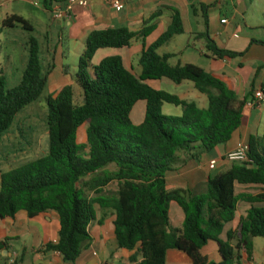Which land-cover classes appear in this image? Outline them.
<instances>
[{"label":"trees","instance_id":"trees-1","mask_svg":"<svg viewBox=\"0 0 264 264\" xmlns=\"http://www.w3.org/2000/svg\"><path fill=\"white\" fill-rule=\"evenodd\" d=\"M54 2L58 1L43 0L42 6L51 12ZM213 5H200L205 30L197 38L205 41L214 58L232 61L242 57L243 53L218 48L210 37L207 11ZM169 11L172 24L143 51L139 77L125 67L120 56H108L96 65L92 61L100 50H120L144 39L152 27L91 32L74 74L81 103H76L74 86H65L55 97H48L47 155L1 176L0 221L13 222L20 211L29 219L57 213L59 240L47 244L44 252H56L64 262H75L89 244L88 228L96 220V205L112 210L117 247L133 252L132 263L141 258L138 264H165L166 252L174 249L186 254L192 264H242L243 258L250 262L253 257L254 239L264 241V132L261 137L249 138L246 159L210 178L203 194L166 189V175L176 171L182 161L180 154L197 159L228 143L242 126L247 105V99H238L222 80L203 69L191 64L172 66V55L157 53L172 38L184 34L179 12ZM18 25L33 30L23 18L7 15L0 34ZM27 48V63L17 86L6 88L0 74V149L17 116L46 89L50 71L43 70L38 41L31 37ZM162 79L176 85L193 83L206 96L207 108L147 84ZM138 102H145V115L141 124L134 125L131 113ZM164 104L180 107L181 116L163 115ZM81 129L84 143H79ZM111 184L115 192L105 195ZM237 186H257L260 192L237 194ZM240 202L249 204L250 209L222 241L224 227L234 222ZM172 203L184 214L181 230L171 227ZM209 242L218 245L219 263L201 254Z\"/></svg>","mask_w":264,"mask_h":264},{"label":"crops","instance_id":"crops-1","mask_svg":"<svg viewBox=\"0 0 264 264\" xmlns=\"http://www.w3.org/2000/svg\"><path fill=\"white\" fill-rule=\"evenodd\" d=\"M42 1L0 0V8L10 5L13 12L6 16H19L26 20L33 29L31 32L25 31L20 25L9 29L13 31L20 28L27 32L28 36L23 37L21 53H18V46L15 45V50L7 57V64L21 73L19 76L21 80L27 63V44L29 39L34 37L40 46L43 70L50 71L46 87L50 89V95L53 94L51 97H55L65 86H74L75 99L77 95L78 103H81V92L74 84V74L77 62L83 53L85 41L88 35L96 30L126 28L130 31H139L147 27L153 28L144 39L134 41L129 47L120 50L98 51L92 61L96 65L108 56H120L125 67L131 69L135 76L139 77L142 72L139 60L143 51L167 32L172 24L169 9L179 12L184 29V34L175 36L157 51L159 55L173 56L169 60L170 65L175 66L179 63L195 65L222 80L238 99H247V103L252 100L254 92L264 88V45L259 43L264 42V7L261 5L263 19H259L256 25L248 26L250 33L246 32L242 35L240 33L242 27L232 22L239 16L241 18L245 15L249 6L250 9L254 8L252 0H221L215 5L213 4L217 0H122L124 7L120 11L112 8L109 0H84L85 6L75 4L70 17L61 20H54V11L60 9L65 12L67 0L54 2L51 12L44 9ZM202 4L213 5L207 11L208 30L218 48L243 53L242 57L232 61L214 58L207 51L205 41L197 38V35L205 30L204 18L200 10ZM15 5L34 7L38 10V15L25 18L15 11ZM224 9L226 14L223 13ZM229 9H232V12L227 11ZM158 11L161 13L154 18V14ZM47 14L51 15V18L46 17ZM3 19H0V24ZM223 20H227V23L222 24ZM244 28H247L245 22ZM4 32L5 30L0 36ZM1 54L2 52L0 56ZM15 56L19 57V60ZM68 60L74 63L72 69L69 67ZM0 74L6 81L8 80L2 72ZM160 82L161 80L148 81L147 84L155 90H161ZM193 88L194 85H190L189 92L182 94L179 98L188 101V95H193L198 102H191L196 103L201 109H206L208 100L200 93L194 94ZM261 131L264 132V100L259 106L253 108L246 105L242 126L232 135L228 143L200 155L197 159H188V155H180L182 161L176 171L166 175V189L168 191L183 190L193 195L203 194L206 191L208 180L219 172L229 169L233 164L226 159L227 154L247 144L251 136L261 137L263 135ZM0 152L2 153V145ZM211 161H216L213 169L210 168ZM11 162L7 157L2 156L0 159V180L3 174L18 168ZM259 192L260 189L257 186L236 187L237 194L255 195ZM249 209V204L238 203L236 218L234 222L225 225L220 237L222 241H226V233L238 226L240 220L246 217ZM169 217L171 227L181 230L184 214L176 203L170 205ZM113 220L112 212L105 220L96 215V220L88 228L89 244L75 262L68 263L64 262L56 252H44L47 244H55L59 240L58 214L50 212L47 216L29 219L26 212L20 211L15 221H0V242H4V246L0 247V264H138L140 260L135 263L130 261L133 252L117 247L113 233ZM254 242L255 239L253 244ZM201 254L210 262L219 263L221 261L218 245L215 242H209L204 246ZM254 262H256L254 252L250 262H245V258L241 261L242 264H253ZM165 264H192V261L183 252L171 249L166 252Z\"/></svg>","mask_w":264,"mask_h":264},{"label":"rangeland","instance_id":"rangeland-1","mask_svg":"<svg viewBox=\"0 0 264 264\" xmlns=\"http://www.w3.org/2000/svg\"><path fill=\"white\" fill-rule=\"evenodd\" d=\"M254 8L246 11V14L239 16L238 19L232 21L236 26H241V34L244 35L246 32L250 33L248 26L256 25L259 19H263L261 12V5L264 7V0H252ZM15 11L18 14L25 16V18H30V16H37L38 10L34 7H22L20 5H15ZM232 12V9L227 10ZM13 9L11 6L0 8V19L5 18L6 14L12 13ZM225 13V9L223 10ZM46 17L51 18V15L47 14ZM245 20V21H244ZM244 22L247 28H244ZM17 29V30H16ZM15 30H5L4 34L0 36V72L7 76L6 88H14L19 84L20 74L16 68L9 66L7 64V57L15 50V45L18 46V53L23 49L22 43L24 42V35L28 36V33L22 31L20 28ZM15 41V43H14ZM19 56V55H18ZM15 58H17L15 56ZM19 60V57L17 58ZM74 62V61H73ZM78 63V62H77ZM69 67L72 69V61L68 60ZM19 77V79H17ZM17 79V80H16ZM191 82H183L181 85H176L170 80L162 79L160 82V89L176 96H181L186 94L190 90ZM157 86V84H156ZM192 92L199 93L194 88ZM201 95V94H200ZM53 96L50 95V89L46 87L44 93L40 98L26 107L16 118L15 122L4 135L2 144V153L0 152V159L3 157L9 158L13 166H23L39 158H42L48 153V130H47V98ZM203 98H206L202 94ZM188 101L198 102L197 99L193 98V95H188ZM207 100V98H206ZM76 103H78V96L76 95ZM207 103V102H206ZM207 105V104H206ZM162 114L170 117H180L181 108L175 107L170 104H164L162 107ZM145 115V102H138L131 113V120L134 125H139L143 122ZM263 133V131H261ZM85 142V132L84 129L79 131V143ZM182 155V154H180ZM111 184L106 190L105 195H112L115 192V186ZM109 195V196H110ZM88 197H94L92 193H87ZM96 215L103 220L107 218V215L112 212V210H102L99 206L94 207ZM254 257L256 262L253 264H264V241L261 238L255 239L254 242ZM138 260H141L139 258Z\"/></svg>","mask_w":264,"mask_h":264},{"label":"built area","instance_id":"built-area-1","mask_svg":"<svg viewBox=\"0 0 264 264\" xmlns=\"http://www.w3.org/2000/svg\"><path fill=\"white\" fill-rule=\"evenodd\" d=\"M109 3H110V6L114 8L116 11H120L124 7V3L122 0H109ZM75 4L85 6L86 2L84 0H67L65 12H63L60 9H57L54 11V20H61L63 18H69L72 7ZM226 23H227V20L222 21V24H226ZM263 100H264V88L254 92L252 100L247 103V106L250 108L259 106ZM247 151H248V145L247 144L242 145L236 150L228 153L226 156V159L231 163L244 161L246 159ZM215 164H216V161H211L210 168L213 169L215 167Z\"/></svg>","mask_w":264,"mask_h":264}]
</instances>
